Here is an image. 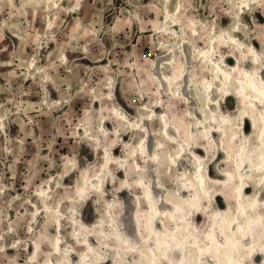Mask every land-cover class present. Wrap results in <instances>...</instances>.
Wrapping results in <instances>:
<instances>
[{"label": "rangeland", "instance_id": "1", "mask_svg": "<svg viewBox=\"0 0 264 264\" xmlns=\"http://www.w3.org/2000/svg\"><path fill=\"white\" fill-rule=\"evenodd\" d=\"M215 42L224 70L203 56ZM263 70L264 0H0V264H81L83 253L90 264H144L117 239L155 246L147 228L137 234L136 210L149 208L135 197L154 183L153 204L180 217L199 162L221 182L208 181L195 221L217 234L245 146V203L264 197V119L224 73L264 81ZM193 252L173 258L186 264Z\"/></svg>", "mask_w": 264, "mask_h": 264}, {"label": "bare ground", "instance_id": "2", "mask_svg": "<svg viewBox=\"0 0 264 264\" xmlns=\"http://www.w3.org/2000/svg\"><path fill=\"white\" fill-rule=\"evenodd\" d=\"M234 39L235 38L232 37L230 41L234 42ZM215 44L216 42L213 44V47L203 53V56L220 70H224L223 65L215 61L219 56L215 54ZM221 44L225 45L223 42ZM223 64L226 65L225 60ZM224 74L229 78L230 83H237L241 96L245 97V99H247L246 102L250 103L252 112L259 113L264 119V81L253 75L237 78L227 72ZM161 85L162 88L165 89L163 82ZM206 92L208 93L209 104H216L212 96L213 91H210L208 88ZM231 94L232 93H228L227 97ZM246 116L255 118V116L251 115ZM183 125L184 124L181 126L183 127ZM181 126L179 127L181 128ZM206 129L209 132L208 127H206ZM262 130V136L264 137V126ZM215 131H213L211 135L214 140H216ZM148 134L149 136L152 135L150 132H148ZM167 134L173 140L176 139L170 132L167 131ZM142 147L144 149L143 152L146 154V158L148 160L152 159L150 151H146L145 143ZM246 148L245 146L237 150L233 156V166L230 168L228 174L233 181L237 180L242 184L238 185L235 200L228 201L231 208L223 212H218V222L216 223L217 234L212 233L211 229H207V231L202 233V229L198 228L195 221L203 211L202 200L210 194V184L208 181L214 183L221 182L219 179L212 176L211 166L203 167V163L199 162L197 164L196 174H194L193 178L190 179L188 183V186L191 187V190L195 191V194L185 199V206L187 207L186 212H182L178 209V212L181 214L180 217L177 218L172 211L165 212L160 205L157 206L153 204L151 196H153L152 193L154 192V183L148 185L149 189L145 191L142 197L140 195L135 197L138 201L144 198L149 208L148 211L144 212L143 210H136L134 221L137 234L141 236L143 230L147 228L149 230L148 236L153 237L155 246H150L147 252H143L141 248L139 250L137 248L139 244L138 241L133 245L127 235L123 236V233L120 234V232H118L119 235L117 239L125 247V251L128 254H138L140 259L144 260V264H161V262L165 264H182L183 262L185 263L186 258H184V261L179 260L176 262L173 255L177 253L186 254L188 245L190 247H195V252H193V255H190V259L186 264H204L205 256L211 258L210 255L221 264L224 259L226 264H264V218L260 221L259 217L254 219L251 216L253 214L254 217L257 214L258 207L264 205V197L263 195H257L252 203L248 205L245 203V200L249 199L246 192L249 187L247 183L249 178H251V170H253L252 160L249 159L250 153H248ZM183 150H186V147L180 144L177 154H180ZM131 155L135 154L132 153ZM146 161L147 160H145V162ZM257 163L262 168L264 178V144L262 146V151L258 154ZM137 166H139V164L136 162V167ZM108 175L109 173L107 171L103 177H100L102 183L98 186L101 187V190L104 189L105 182H107L108 186L109 177L106 181V176ZM144 185H146V183ZM258 185L261 186L260 183ZM167 203L168 202L165 204ZM168 204L171 205L170 202ZM243 216L246 218L242 222L243 219L241 220V218ZM263 216L264 215H262V217ZM192 219L193 222H191ZM163 221L168 222L170 225V230L167 233H164L159 226V222ZM76 223L84 230L88 228L83 220H81V222L77 221ZM192 235L195 239L194 244H192V240H190ZM148 236H144V242L147 241ZM204 238H207L208 241L203 243ZM56 248H58V245H56ZM89 256V253H83L79 259L80 263L90 264ZM118 259H125V257L120 253Z\"/></svg>", "mask_w": 264, "mask_h": 264}]
</instances>
